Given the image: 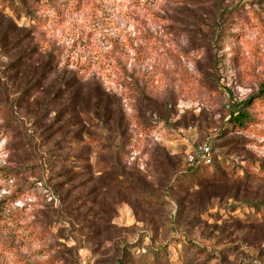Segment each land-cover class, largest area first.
<instances>
[{"label":"rangeland","instance_id":"rangeland-1","mask_svg":"<svg viewBox=\"0 0 264 264\" xmlns=\"http://www.w3.org/2000/svg\"><path fill=\"white\" fill-rule=\"evenodd\" d=\"M0 83V264H264V0H0Z\"/></svg>","mask_w":264,"mask_h":264},{"label":"trees","instance_id":"trees-1","mask_svg":"<svg viewBox=\"0 0 264 264\" xmlns=\"http://www.w3.org/2000/svg\"><path fill=\"white\" fill-rule=\"evenodd\" d=\"M41 65L44 68L46 66V63H42ZM43 75H44V73H43ZM118 78L120 79L119 80L120 85L121 86L123 85L125 87V89L122 91L123 94H127L128 96H132L133 94L130 93V92H132V90H134V91L140 92L139 95L142 98L141 88L137 85L138 86L137 89H133L134 87L131 86V84L133 83V77L132 76L126 74V75H123V76L119 75ZM262 90H263V92L258 95V98H260L264 94V85H263V89ZM20 91L22 93H24V97L29 98V99H32V97H34V95L36 93L41 92V90L37 89V87H35V86H31L29 88H24V89H21ZM0 92L2 94L6 95V97L9 96L8 95V90L5 87L3 88L1 83H0ZM43 92H45V91H43ZM59 93L60 94L58 95L57 91H55V92H51V93H49L47 95V98H45V100H44L46 102H44L42 104L41 109H40V110H42V112L40 111L41 114H42L40 119L41 118L42 119L43 118L49 119L50 115L52 114L51 112L49 113L50 106H51L53 101L57 100V95H58V97L59 96L61 97L63 91L60 89ZM252 99H253V97H250L248 99H245V100H242V101H240L238 103H235V107L233 108V114L235 115L234 120H235V124L236 125L242 126L245 123V121L249 119V113L246 110V108L250 104ZM9 101H10V99H6L5 101H1L0 102V114L2 112H7V117H3V119L5 118L7 120V122H5L2 125V128H1V132L3 134H5V132L6 133H14L15 132L16 125H17L18 122H20V120H19V118H17L15 116V114L13 115V112H12L13 108H15V106H17V108L20 107V105H19L20 103L28 102V101H12L9 104ZM15 102H16V104H14ZM12 105H14V106H12ZM76 108L78 109V113H76V114L80 113V115H81V113H84L87 110L83 106H80V107L74 106L72 108V110H73L72 112L73 113L77 112ZM11 109H12V111H11ZM68 140H69V138H66L65 142H68ZM210 145H211L212 151L214 152V149H213V146H212L211 143H210ZM56 147H57V145H56ZM56 147H55V149H58ZM214 162H215V158L214 157L212 159V163H210V164H205V163L201 162L199 159H197V161L195 162L194 166H192V167L187 169L188 170L187 174L193 175L194 173L201 172V171H204L206 169L212 168V166L214 165ZM226 180H227V178H226Z\"/></svg>","mask_w":264,"mask_h":264},{"label":"built area","instance_id":"built-area-1","mask_svg":"<svg viewBox=\"0 0 264 264\" xmlns=\"http://www.w3.org/2000/svg\"><path fill=\"white\" fill-rule=\"evenodd\" d=\"M197 159H199L201 162L205 164L212 163L213 151L209 141L200 144L197 147L196 152L194 154H190L187 156V162L189 167L194 166Z\"/></svg>","mask_w":264,"mask_h":264}]
</instances>
